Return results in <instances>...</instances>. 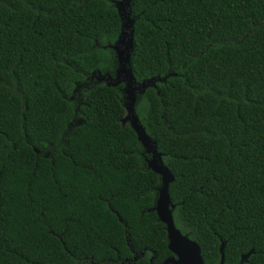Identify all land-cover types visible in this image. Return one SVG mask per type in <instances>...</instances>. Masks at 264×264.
I'll return each mask as SVG.
<instances>
[{
	"label": "trees",
	"instance_id": "obj_1",
	"mask_svg": "<svg viewBox=\"0 0 264 264\" xmlns=\"http://www.w3.org/2000/svg\"><path fill=\"white\" fill-rule=\"evenodd\" d=\"M120 0H0V264H162L161 184L109 47ZM136 113L206 264H264V0H132ZM169 76V77H168ZM138 257L136 260L135 258Z\"/></svg>",
	"mask_w": 264,
	"mask_h": 264
},
{
	"label": "water",
	"instance_id": "obj_2",
	"mask_svg": "<svg viewBox=\"0 0 264 264\" xmlns=\"http://www.w3.org/2000/svg\"><path fill=\"white\" fill-rule=\"evenodd\" d=\"M131 3L132 0H120L115 2L122 23L119 39L114 45H109V47L116 53L119 63L115 78L109 73L102 74L99 72L98 75L102 77L101 80H115V83H106L108 86L118 87L122 83L125 84L123 93L126 102L124 106L129 116L124 119V123L129 121L142 146L150 155V159L148 160L149 169L161 178V184L158 188V198L153 210L157 213L159 220L167 229L169 241L168 248L173 254V257L166 259L162 264H206L202 256L201 246L196 241L191 240L188 236L184 235L175 225L173 218L175 205L170 197V185L175 181V177L170 169L164 164L163 154L157 149V142L146 132L136 113L138 95L144 94L147 88L155 86L156 80L164 82L167 77H158L138 82L134 76L131 67V54L134 48L133 35L135 19L131 16ZM93 75H96V73ZM225 246L226 243L223 242L220 248V264H225ZM252 253L253 252H249L248 254L243 255L240 264H245ZM135 259L137 260L138 257Z\"/></svg>",
	"mask_w": 264,
	"mask_h": 264
},
{
	"label": "rangeland",
	"instance_id": "obj_3",
	"mask_svg": "<svg viewBox=\"0 0 264 264\" xmlns=\"http://www.w3.org/2000/svg\"><path fill=\"white\" fill-rule=\"evenodd\" d=\"M117 62H118V60H117ZM118 68H119V63H118ZM117 68V69H118ZM117 71V70H116ZM110 74V73H109ZM115 74H116V72H115ZM115 74L113 75V74H110V75H112L114 78H115ZM101 76H99L98 74H96V75H93V76H91L90 77V82L88 83V84H86L85 85V87H89L90 86V84L92 83V82H103V83H109V84H112V83H115V80H109V79H104V80H101ZM122 86H123V89H124V87H125V84L124 83H122L121 84ZM125 96V95H124ZM125 102H126V100H125ZM125 104V103H124ZM126 110V109H125ZM129 116V114H128V112H127V110H126V116H125V119L127 118ZM127 123H129V121H126ZM148 155H149V153H148ZM150 159V155H149V158L147 159V164H148V160Z\"/></svg>",
	"mask_w": 264,
	"mask_h": 264
}]
</instances>
